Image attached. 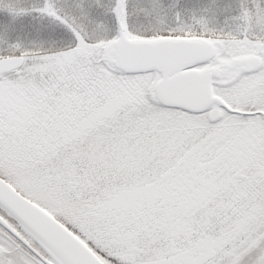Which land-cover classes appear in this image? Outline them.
Masks as SVG:
<instances>
[{"label":"snow or ice","instance_id":"1","mask_svg":"<svg viewBox=\"0 0 264 264\" xmlns=\"http://www.w3.org/2000/svg\"><path fill=\"white\" fill-rule=\"evenodd\" d=\"M0 264H264V0H0Z\"/></svg>","mask_w":264,"mask_h":264}]
</instances>
